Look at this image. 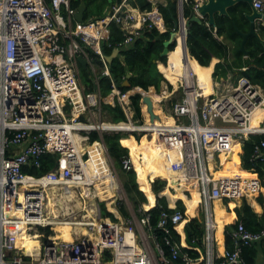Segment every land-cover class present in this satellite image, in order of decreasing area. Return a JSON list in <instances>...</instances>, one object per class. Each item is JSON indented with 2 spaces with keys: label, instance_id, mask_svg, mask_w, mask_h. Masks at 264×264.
Wrapping results in <instances>:
<instances>
[{
  "label": "built area",
  "instance_id": "built-area-1",
  "mask_svg": "<svg viewBox=\"0 0 264 264\" xmlns=\"http://www.w3.org/2000/svg\"><path fill=\"white\" fill-rule=\"evenodd\" d=\"M151 2L154 15L131 6L130 0H121L102 18L78 23L70 0H0V264H175L177 260L192 264L171 231L187 215L176 209L179 199L170 206L166 192L178 189L187 198H192L193 189L199 194L204 264H244L241 248L264 244V228L249 231L239 222L229 231L232 248L218 253L215 247L213 202H242L261 190L255 169H242L241 161L240 169L252 175L251 179L216 174L236 145L264 135V118L258 126H251L257 108H264V91L245 76L228 74L216 80L212 73L214 92L207 97L202 94L200 78L189 66L193 58L187 47L189 26L183 5H190L193 16H198L204 0H176L177 28L172 32L176 43L177 38L183 42L181 76L175 89L162 72L166 91L159 102L169 105L166 116L173 123L150 121L143 112L136 117L133 98L139 95L141 101L151 90L156 94L152 86L123 89L111 80L108 93L101 94L99 77L110 78L101 45L109 40L112 23L122 32L123 40L115 48L119 51L144 32L154 28L164 32L162 16ZM252 2L254 9L264 11L263 0ZM213 35L217 37L215 29ZM94 55L102 60V67L95 64ZM78 57L89 68L92 91L82 83ZM179 91L178 98H170ZM102 105H118L125 121H107ZM92 133L98 135L96 140L91 141ZM104 134L144 135L157 145L163 162L172 155L167 186L158 194L166 199L167 209L160 210L156 228L143 205L126 202ZM47 154L58 155L51 170L39 176L23 173L25 168H40ZM90 161L94 170L89 168ZM249 161L264 164V140L254 143ZM120 162L124 172L136 165L131 155ZM107 176L116 183L115 195L109 200L115 213L108 200L97 195L98 188L106 195L111 185L105 182ZM55 187L63 198H57L55 211L48 213V193ZM118 200L124 203L126 217L118 213ZM101 203L116 221L102 215ZM7 206L20 216H8ZM11 224L25 228V234L36 241L35 236L41 235V243L37 241L38 246L26 252L16 234L6 231ZM57 227L69 228L71 240L58 239ZM40 228L51 231L45 235ZM261 258L264 264V252Z\"/></svg>",
  "mask_w": 264,
  "mask_h": 264
},
{
  "label": "trees",
  "instance_id": "trees-1",
  "mask_svg": "<svg viewBox=\"0 0 264 264\" xmlns=\"http://www.w3.org/2000/svg\"><path fill=\"white\" fill-rule=\"evenodd\" d=\"M82 1H84L86 7L83 21L86 23L90 20L102 18L106 13L107 8L109 9L110 6L119 3L121 0H111V2H108V0H70V7L77 10ZM131 3L143 11L150 10L151 8V4L148 0H131ZM237 9H239V6L229 10L231 14V17L229 18L217 17L215 27H208L205 20H202L201 23L192 21L188 28V52L191 58L195 61L196 66L201 70L202 85L205 81L212 79L211 74L213 71V77L215 79L225 78L229 71H233L237 76H245L252 84L260 86L264 91V27L260 35L261 42L254 37L248 38L245 43L247 55L244 57V54L239 50L241 37L235 32L234 25L239 30L243 31L247 27L246 23L242 20V15H240L239 18L236 16L235 12ZM159 10L165 21L166 32L161 33L155 28L144 32V34L137 38L130 46L121 49L120 56L114 57L110 63L106 62L110 71V78L99 77V86L103 96L108 93L111 80L121 87L128 73L131 75L129 78L130 86H139L144 90H148V88L152 86L157 92L160 91L162 82H164V76L156 61H165V64H167L170 60L169 56L162 58L160 57V54L165 48V44L169 40L170 34L177 22L178 14L176 0H165L164 4L159 5ZM183 16L187 19H190L193 16L190 5H183ZM214 28L216 29V35L223 38L222 41L217 40L218 37L213 35ZM109 30V40L101 45L104 57H109L116 46L123 40L122 32L116 25L112 23ZM176 45L174 46V42H172L168 46V50L173 54L174 62L179 64L180 62L177 55ZM231 52L232 59L229 60V54ZM217 59L220 61L217 62ZM93 61L97 66L102 67V60L98 56L94 55ZM165 68L167 69V73H170L172 78L174 77L173 80H168L175 86L178 75H174L167 65H165ZM243 68L245 69L242 70ZM89 74V68H80L82 83L87 88V91H92L93 82L90 80ZM123 89L125 88L123 87ZM151 96L157 101L162 99L160 95L157 96L154 93ZM133 105L137 114L136 117H140V114L143 112V116L147 118L146 106L141 103L139 95L133 98ZM101 109L107 121H125V116L118 105L115 107L102 105ZM153 110L158 116V120H154L155 122H166L168 124L174 122L172 118L167 117L160 111L159 103H153ZM102 137L107 147L108 154L114 162L115 169H119L121 172L123 189L129 201L134 204L143 205L151 214V223L153 227L156 228L160 210L167 209L166 199L164 197L158 198L159 192H161L166 186V178L159 174L141 154L135 156L136 167L130 172L122 171L120 162L121 158L132 155L130 153V146L138 147L147 142V139L144 135L138 137L132 134H104ZM97 138L98 135L96 133H92L90 136L91 141L96 140ZM261 139L264 140V135L251 136L241 147L236 145L232 151L228 153V156L223 158V169H239L240 167L236 166V161H241L242 169H255V172L258 174L262 181V186L264 187V164L253 165L249 161L254 143ZM156 157L157 159H160L157 153ZM57 158L58 155L56 154H47L41 159L40 168H25L23 169V173L32 176H39L51 170L56 165ZM149 159L151 164L159 172L165 174L162 171V168L169 160L168 156L167 160H164V162L162 160L154 159L153 156ZM247 174L252 176L249 173ZM166 194L169 197L170 206L174 205L176 199H181L189 209L186 210L182 201L179 200L177 202L176 209L187 215L183 222L179 223L177 227L172 228L171 231L174 240L179 245L180 250L193 260L192 264H204L203 256L200 252L188 243V241L196 242L202 246L201 238L204 233V228L203 219L202 221L200 220L201 212L191 210L189 207L191 201L186 196H176L175 193L169 192H166ZM156 202H158V204H156ZM223 202L226 206L227 212L223 207L222 208L228 215V221L226 222L228 224L223 232L224 224L220 221L217 222L220 226L216 227L214 237L215 247L218 253H221L224 248H232L229 231L234 229L237 226V223L242 222L245 228L249 231H259L264 228V212L261 216H258L245 199L242 200L240 205H237L233 200L229 199H225ZM259 203L264 208V199L262 196L259 197ZM251 204L255 209L259 210L258 205L254 201H252ZM100 209L102 215L110 217L113 221H116L114 216L106 210L103 203L100 204ZM119 210L123 216L126 217L128 215L123 204L120 205ZM10 214L17 213H15L12 208H8L7 215ZM50 231V228H40V232H44L45 235L50 233ZM156 232L159 237H161L160 231L156 230ZM186 235L188 241L186 240ZM16 238L21 240L22 235L17 233ZM24 241L25 231L24 239L20 244L24 243ZM262 251L264 252V247L257 243L252 246H243L241 248V255L244 264H258ZM175 264L184 263L181 260H177Z\"/></svg>",
  "mask_w": 264,
  "mask_h": 264
},
{
  "label": "water",
  "instance_id": "water-1",
  "mask_svg": "<svg viewBox=\"0 0 264 264\" xmlns=\"http://www.w3.org/2000/svg\"><path fill=\"white\" fill-rule=\"evenodd\" d=\"M253 0H204V2L199 6L198 8V16H192L190 19L187 20V25L192 21L201 23L203 19L207 21L208 27H215L216 26V19L217 17H226L229 18L231 17V14L229 10L234 7H238L239 9L236 10L235 14L236 15H242L244 20L249 24V30L247 32H243L239 30L235 25H234V30L235 32L241 37V42H240V47L239 50L246 56L247 51L245 50V43L250 37H254L257 40L261 42L259 39L257 32L255 30L256 26L262 25L264 26V11H257L256 9L253 8L252 2ZM264 1V0H263ZM108 2H111V0H108ZM85 3L84 1L81 2L80 6L76 10V13L74 15V20L78 23H82L84 21V12H85ZM177 28V25L175 24L174 29ZM175 32H172L170 34L169 40L165 44V48L160 54V57L164 58L165 56L168 55L169 50L168 46L174 42L175 43ZM119 50L115 49L113 50V53L109 57H104L105 61L107 63H110L111 60L116 57L119 54ZM80 66L82 68H86V61L82 57L77 58ZM160 61V60H157ZM156 61V62H157ZM160 63V62H159ZM163 65V64H161ZM165 66V65H163ZM130 74L127 75L126 79L122 83V87L128 88L130 87ZM141 103L146 106V111L149 115L150 121H153L154 119H158V116L154 113L153 110V102L152 99L148 96H142L141 97ZM123 193L125 196V200L128 203L129 199L124 192ZM186 240H187V235H186ZM188 241V240H187ZM188 243L197 249L201 255H204L205 251L204 249L196 242H189Z\"/></svg>",
  "mask_w": 264,
  "mask_h": 264
},
{
  "label": "bare ground",
  "instance_id": "bare-ground-1",
  "mask_svg": "<svg viewBox=\"0 0 264 264\" xmlns=\"http://www.w3.org/2000/svg\"><path fill=\"white\" fill-rule=\"evenodd\" d=\"M177 45H176V50H177V55H178V59H179V65H180V74H179V76H178V79H179V77L181 76V67H182V62H181V60H180V56L184 53L183 51V42H182V39L181 38H177V43H176ZM256 50V49H255ZM169 55H171V53L169 52L168 53V55L167 56H169ZM189 66H190V68L195 72V74H197L198 76H199V78H200V86L202 87V94L205 96V97H207V96H210V95H212L213 94V82H212V80H207V81H205L204 82V84L202 85L201 84V70H200V68L198 67V66H196V64H195V61L193 60V59H191L190 60V62H189ZM159 69H160V71L161 72H163L165 75H167V69L165 68V66H163V65H161V64H159ZM212 75V74H211ZM177 79V80H178ZM207 79V78H206ZM177 80H176V82H177ZM205 80V79H204ZM176 82H175V89H176ZM153 94V92H152V90L150 91V93H148L146 96H148V97H150L152 100H153V97L151 96ZM154 101V100H153ZM152 101V102H153ZM263 118H264V108H257V110H256V112L253 114V116H252V118H251V126H253V127H256V126H258L259 125V123L263 120ZM148 140V139H147ZM150 140H148L146 143H148ZM150 142H152V141H150ZM143 145V144H142ZM142 145H140V146H142ZM143 147V146H142ZM155 147H157V145L154 143V146H153V148H155ZM144 148V147H143ZM151 148H152V144H149V145H147L146 147H145V149H146V151H147V156L149 157L150 156V151H151ZM169 158H171V154L169 153L168 155H167ZM151 157V156H150ZM168 164H169V160L166 162V164L164 165V167L162 168V171L166 174V175H168L169 174V167H168ZM91 166L93 167V165H92V162L90 161V163H89V168H91ZM236 166L237 167H239V161H236ZM94 169V168H93ZM133 170V169H132ZM171 173V172H170ZM235 174H237V175H241L244 179H246V180H248V179H251L250 177L251 176H249L248 174H247V172H245V171H243V170H241L240 168L239 169H234V170H224V169H222V171L221 172H218L216 175L217 176H229V177H232V176H235ZM169 176V175H168ZM253 178H255V177H253ZM113 181V182H112ZM105 182L107 183V184H110L111 183V185H109L108 186V188L106 189V191L105 192H107L106 193V195H103V191L101 190V188H98L97 189V195L100 197V199L101 200H108V206L110 205V199H113V197H114V189H115V187H116V183L114 182V180H111V177L110 176H107L106 177V180H105ZM55 190H57V188L55 187ZM54 190V191H55ZM59 193V192H58ZM191 193H192V198H190V200H191V205L189 206L190 208H191V210L192 211H194V210H196L198 207H199V204H200V198H199V194H198V192L196 191V190H191ZM51 194H55V192H51ZM60 194V198L62 199L63 198V194H61V193H59ZM183 194V192H182V190H180V189H178L176 192H175V195L176 196H181ZM251 196V195H250ZM49 197V196H48ZM251 200V199H250ZM255 200V199H254ZM154 201V200H153ZM251 201H253V200H251ZM215 202H220V200H218V199H216L215 201H214V203ZM193 203V204H192ZM214 203H213V208H214V212H213V215H214V226H215V229H216V227L218 226V224H217V221H216V216H217V211L215 210V206H214ZM8 208H12L11 206H7ZM194 207V209H192ZM109 209L110 210H112V212H114L115 213V210L112 208V207H110L109 206ZM53 211H55V207L54 206H52L51 207V209H50V212L49 213H51V212H53ZM198 211V210H197ZM20 214V213H19ZM18 218V217H17ZM223 224H225V223H223ZM7 226V228L5 227V229H6V231L7 232H11V233H15V234H17L18 233V230H20V231H22V229L25 231V228H21V229H17L15 226H14V224H11V225H6ZM15 228V229H14ZM60 228V227H59ZM61 228H63V230H64V233L66 234V231H67V227H61ZM226 228V227H225ZM13 229L15 230L14 232H13ZM56 231V230H55ZM62 232V231H61ZM63 234V233H62ZM67 237H65L64 236V234H63V238H61V237H59V236H57V238L58 239H63V240H66V241H69V240H71V237L69 236V233L67 232ZM214 236H215V234H214ZM24 238V237H23ZM34 239H32V238H30L29 236H27L26 234H25V241H24V243H22V244H20V240H18L17 239V241H18V243H19V246H21L22 248H24L25 249V251L26 252H30V250H32L33 249V246L30 244V242L29 241H33ZM35 241V240H34Z\"/></svg>",
  "mask_w": 264,
  "mask_h": 264
},
{
  "label": "crops",
  "instance_id": "crops-1",
  "mask_svg": "<svg viewBox=\"0 0 264 264\" xmlns=\"http://www.w3.org/2000/svg\"><path fill=\"white\" fill-rule=\"evenodd\" d=\"M149 2H150V4H151V8H150V10H148L149 12H151L152 13V15H154V12H153V8H152V2H151V0H148ZM153 2H155V7L156 8H158V12L160 13V10H159V5H162V4H164L165 3V0H153ZM130 4H131V6H134V5H132V3H131V0H130ZM135 8H137V9H139L140 11H142V12H145L146 10H141L140 8H138L137 6H134ZM110 8V7H109ZM107 11H108V8H107ZM106 11V12H107ZM106 14V13H105ZM161 14V13H160ZM178 14V13H177ZM161 16H162V14H161ZM162 19H163V27L161 26V29H162V31H164V32H166V25H165V21H164V18H163V16H162ZM203 20H205V19H203ZM206 21V20H205ZM157 24L158 25H161V22L159 21V20H157ZM206 25H207V21H206ZM210 27V26H209ZM215 29V28H214ZM213 29V30H214ZM216 30V29H215ZM218 37V36H217ZM175 40V39H174ZM217 40H219V41H222L223 40V38L222 37H218L217 38ZM176 43V42H175ZM176 45V44H175ZM174 45V46H175ZM175 48V47H174ZM115 50V49H114ZM120 52V51H119ZM117 56H120V53L117 55ZM116 56V57H117ZM244 57H245V55H244ZM169 58H170V60L167 62V64H164V65H167L168 66V68L170 69V70H172V72H173V74L174 75H178L179 76V74H180V65L179 64H176L175 62H174V57H173V54L171 53V55H169ZM232 59V52L229 54V60H231ZM218 60V59H217ZM220 60H218L217 62H219ZM160 61H157L156 63L157 64H161V63H159ZM216 62V63H217ZM245 68H243L242 70H244ZM213 74H214V71L212 72ZM129 74V73H128ZM127 74V75H128ZM228 74H232V76L234 77V78H236V77H239V76H237L233 71L232 72H228L227 73V75ZM226 75V76H227ZM168 79H172L173 80V78H172V75L170 74V73H167V75H165ZM127 77V76H126ZM214 78V77H213ZM226 78V77H225ZM225 78H222V79H225ZM220 79V78H219ZM210 80H212V79H210ZM216 80H218V79H216ZM163 85V84H162ZM162 85H161V89H160V91L159 92H157L156 91V94L155 95H161L163 92H165L166 91V88L165 87H163L164 89H162ZM153 92V91H152ZM154 93V92H153ZM153 100H154V98H153ZM152 100V101H153ZM161 100H159V101H157V100H154L153 101V103H159ZM165 103V102H164ZM164 103H159V108H160V111L163 113V111H162V107H163V104ZM168 113V112H167ZM165 114V113H164ZM157 115V114H156ZM166 115V114H165ZM146 119V118H145ZM158 120V119H157ZM157 123V122H156ZM148 141V140H147ZM149 144H152V148H151V151H150V154H151V156H153V158L154 159H156V160H162L161 158L160 159H157V157H156V152H157V147H155V148H153V146H154V142H148V143H144L142 146L144 147H142V146H138V147H135V146H130V153L132 154L131 156L135 159L136 157L135 156H137L138 154H141L142 156H144V158L145 159H147V161L149 162V164L159 173V174H161V175H163L165 178H167V176L165 175V174H163V173H161V172H159L152 164H151V162H150V159H149V157L147 156V151H146V149H145V147L147 146V145H149ZM232 151V150H231ZM230 152V151H229ZM112 160V159H111ZM113 161V160H112ZM114 163V162H113ZM135 164H136V162H135ZM135 167H136V165H135ZM231 170H234V169H231ZM258 175V174H257ZM258 178H259V176H258ZM259 181H260V183L262 182L261 181V179L259 178ZM166 186H167V179H166ZM166 186H165V188H166ZM165 188L161 191V192H164L165 191ZM260 196H262L263 197V199H264V187L262 186V183H261V190L259 191V194H256V195H252V196H248L247 198H246V201H247V203L249 204V206H251L252 207V209L256 212V214L258 215V216H261L262 215V213L264 212V208H263V206L259 203V197ZM193 197V196H192ZM253 200L257 205H258V207H259V210H257V209H255L253 206H252V204H251V200ZM255 199V200H254ZM179 200H181V199H179ZM189 200H190V198H189ZM191 201V200H190ZM167 202V201H166ZM214 203V202H213ZM185 204V203H184ZM193 204V203H192ZM236 204L237 205H240L241 204V202H236ZM222 205V206H221ZM214 206H215V210L217 211V216H216V221L217 222H222V223H226L227 221H228V215L226 214V212H227V210H226V206L224 205V202L223 201H220V202H215L214 203ZM185 207H186V210H189L188 209V207L185 205ZM225 209V211L223 210V208ZM192 209H194V207L192 208ZM197 210V209H196ZM213 210V212H214V208L212 209ZM118 213H119V215H120V217H123V215L118 211ZM229 214V213H228ZM115 219H117L116 217H114ZM202 215H200V220L202 221ZM228 223H226V224H224V227H223V232L225 231V227H226V225H227ZM218 226H220V224L218 223ZM22 236L24 237V231L22 230ZM22 237V239L20 240V241H22L24 238ZM30 243H32V242H34V240L33 241H29ZM261 246H263L264 247V244H260ZM35 246H38V245H34L33 247H35ZM263 252V251H262ZM262 252H261V254H260V258H259V260H258V264H262V258H261V255H262Z\"/></svg>",
  "mask_w": 264,
  "mask_h": 264
},
{
  "label": "rangeland",
  "instance_id": "rangeland-1",
  "mask_svg": "<svg viewBox=\"0 0 264 264\" xmlns=\"http://www.w3.org/2000/svg\"><path fill=\"white\" fill-rule=\"evenodd\" d=\"M160 63L161 64H165V61H160ZM164 87V84L162 85V89H164L163 88ZM180 96V91L179 92H175L170 98L171 99H175V98H178ZM169 100V99H168ZM162 109H163V113H165V114H167V112H169L170 110H169V105L167 104V103H164L163 104V107H162ZM150 156H151V154H150ZM150 156H149V158H150ZM237 168V167H236ZM91 169L92 170H94L93 169V167L91 166ZM116 172H117V174H118V177H119V181L122 183L123 182V179H122V176H121V172L119 171V169H116ZM55 192V194L53 195V194H51V193H48V201H47V210H48V213L50 212V209H51V207L52 206H54V203H55V201L57 200V198H59L60 200H61V198H60V194L58 193V191L57 190H55L54 191ZM182 195H184V194H182ZM184 197H185V195H184ZM119 198V197H118ZM117 203L119 204V203H123V202H121V201H117ZM124 204V203H123ZM8 216H10L11 218H17V217H19L20 216V214H10V215H8ZM6 228H7V226H6ZM15 229V228H14ZM13 229V232L15 231ZM55 230H56V232L58 233V236L59 237H61V238H63L64 236L65 237H67L68 235H67V232L69 231V228H67V231H66V234L64 233V230H63V228H59V227H57V228H55ZM62 231V232H61ZM59 233H61V234H59ZM64 234V236H63V234ZM40 237H41V235H37V236H35V238L37 239V241L39 242V244L41 243V241H40ZM36 240L34 241V242H32V243H30L32 246H34V245H38V242H37Z\"/></svg>",
  "mask_w": 264,
  "mask_h": 264
},
{
  "label": "flooded vegetation",
  "instance_id": "flooded-vegetation-1",
  "mask_svg": "<svg viewBox=\"0 0 264 264\" xmlns=\"http://www.w3.org/2000/svg\"><path fill=\"white\" fill-rule=\"evenodd\" d=\"M238 18L240 17V15H236ZM242 20H243V22H245L246 23V29L243 31V30H241V31H243V32H247L248 30H249V24L242 18ZM263 27L264 26H262V25H258V26H256V28H255V30H256V32H257V35H258V37H259V39H260V35H261V32L263 31ZM261 40V39H260Z\"/></svg>",
  "mask_w": 264,
  "mask_h": 264
}]
</instances>
